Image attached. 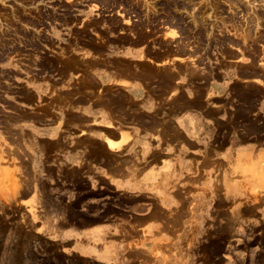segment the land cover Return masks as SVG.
<instances>
[{"label": "crops", "instance_id": "crops-1", "mask_svg": "<svg viewBox=\"0 0 264 264\" xmlns=\"http://www.w3.org/2000/svg\"><path fill=\"white\" fill-rule=\"evenodd\" d=\"M59 33L69 48L56 65L2 63L20 77L0 98V141L10 154L0 172L62 252L100 264H163L156 252L173 247L192 202L209 197L208 173L228 161L251 172L250 191L236 186L234 198L254 203L249 194L264 193V165H255L264 132L231 129L245 110L264 114V95L248 93L264 87L252 60L197 64L200 53L174 36L173 46L129 32L73 47Z\"/></svg>", "mask_w": 264, "mask_h": 264}, {"label": "rangeland", "instance_id": "rangeland-1", "mask_svg": "<svg viewBox=\"0 0 264 264\" xmlns=\"http://www.w3.org/2000/svg\"><path fill=\"white\" fill-rule=\"evenodd\" d=\"M233 1L0 0V98L12 93L16 76L20 77L18 71L2 67L6 58L14 65L21 63L24 68L31 64L52 67L63 61L60 57L69 48L62 47L55 38L63 30L69 33L73 47L94 39L106 42L109 36L118 39L129 32L149 37L159 46H173L169 38L180 37L179 46L194 48L200 53L196 56L197 64L232 62L243 52L245 55L241 54V58L252 60L254 66L258 64L259 71L264 73V0H251V4L248 0ZM248 34L252 37L249 35L248 38ZM258 82L264 83L261 78ZM250 92L262 98L264 87H253ZM241 115L244 118L235 120L233 131L243 126L247 132H264V114L251 118L249 110H245ZM260 138H264V134ZM2 143L0 141V163L7 162L10 157ZM242 164L245 165V161L239 166L228 161L226 166L210 170L204 186L209 197L192 202L189 219L175 216L176 221L177 218L182 222L186 219L188 229L183 226L184 229L177 230L178 238L172 248L164 253L161 250L156 252V256L163 257V264H264V193L259 189L256 194H249L251 200L257 198L254 203L243 197L234 198L236 190H243L246 194L250 191V183L245 182L251 177L249 163L245 168H241ZM262 164L264 157H260L255 165L258 168ZM241 175L244 181L236 185L235 180ZM0 177L4 179L1 181L0 178V264H100L75 253L62 252L59 243L43 235L37 211L17 203L19 200L12 195L18 189L13 191L12 182L1 172ZM15 186H20L18 180ZM200 207L201 210L204 207V216L198 214ZM181 226L178 224L179 228Z\"/></svg>", "mask_w": 264, "mask_h": 264}, {"label": "bare ground", "instance_id": "bare-ground-1", "mask_svg": "<svg viewBox=\"0 0 264 264\" xmlns=\"http://www.w3.org/2000/svg\"><path fill=\"white\" fill-rule=\"evenodd\" d=\"M105 1H106V0H105ZM188 1H189V0H188ZM193 1H194V0H193ZM204 1H205V0H204ZM229 1H230V0H229ZM231 1H232V0H231ZM234 1H235V0H234ZM234 1H233V2H234ZM236 1H237V0H236ZM186 2H187V1H186ZM207 2H208V1H207ZM214 2L217 3L216 0H214ZM220 2H221V1H220ZM226 2H227V1H226ZM188 3H189V2H188ZM234 3H235V2H234ZM248 3L251 4V0H248ZM124 4H125V3H124ZM174 4H175V3H174ZM181 4H182V3H181ZM192 4H193V3H192ZM196 4H197V2H196ZM211 4L215 5L214 3H212V1H211ZM223 4H224V3H223ZM230 4H232V3H230ZM114 5H115V4H114ZM119 5H120V4H119ZM145 5H146V4H145ZM226 5H227V4H226ZM137 6H138V5H137ZM150 6H151V5H150ZM161 6H162V5H161ZM198 6H199V5H198ZM232 6H234V4H233ZM238 6H239V5H238ZM169 7H170V6H169ZM216 7H217V6H216ZM127 8H129V7H127ZM161 8H162V7H161ZM180 8H181V7H180ZM203 8H204V7H203ZM238 8H239V7H237V9H238ZM149 9H150V8H149ZM162 9H163V8H162ZM169 9H170V8H169ZM173 9H174V8H173ZM175 9H176V8H175ZM181 9H183V8H181ZM187 9H188V8H187ZM213 9H214V8H213ZM235 9H236V8H235ZM146 10H148V9H146ZM152 10H153V9H152ZM188 10H189V9H188ZM192 10H193V9H192ZM205 10H206V8H205ZM131 11H132V10H131ZM159 11H160V10H159ZM196 11H197V10H196ZM207 11H208V10H207ZM221 11H222V9H221ZM155 12H156V11H155ZM163 12H164V11H163ZM179 12H180V11H179ZM203 12H204V11H203ZM203 12H202V13H203ZM230 12H231V11H230ZM242 12H243V11H242ZM23 13H24V12H23ZM145 13H146V11H145ZM148 13H149V12H148ZM185 13H186V12H185ZM198 13H199V12H198ZM213 13H214V12H213ZM234 13H235V12H234ZM180 14H181V13H180ZM186 14H187V13H186ZM194 14H195V13H194ZM200 14H201V13H200ZM218 14H220V13H218ZM175 15H176V14H175ZM197 15H198V14H197ZM212 15H213V14H212ZM225 15H226V14H225ZM232 15H233V14H232ZM236 15H237V14H236ZM256 15H257V14H256ZM217 16H218V15H217ZM223 16H224V15H223ZM226 16H227V15H226ZM193 17H194V15H193ZM198 17H199V15H198ZM218 17H219V16H218ZM230 17L232 18V16H230ZM248 17H249V16H248ZM256 17H257V16H256ZM260 17H261V16H260ZM260 17H259V18H260ZM139 18H140V17H139ZM210 18H211V17H210ZM231 18H229V19H231ZM253 18H254V17H253ZM160 19H163V18L161 17ZM198 19H199V18H198ZM198 19H197V20H198ZM204 19H207V18H204ZM219 19H220V18H219ZM222 19H224V18H222ZM254 19H255V18H254ZM254 19H253V20H254ZM4 20H5V19H4ZM102 20H103V19H102ZM186 20H187V19H186ZM200 20H201V19H200ZM246 20H247V19H246ZM251 20H252V19H251ZM67 21H68V20H67ZM138 21H139V20H138ZM189 21H190V20H189ZM198 21H199V20H198ZM201 21H202V20H201ZM203 21H205V20H203ZM217 21H218V20H217ZM224 21H225V20H224ZM230 21H231V20H230ZM254 21H255V20H254ZM141 22H142V21H141ZM144 22H145V20H144ZM149 22H150V21H149ZM225 22H226V21H225ZM146 23H148V22H146ZM146 23H145L144 25H146ZM208 23H209V22H208ZM213 23H214V20H213ZM213 23H212V24H213ZM216 23H217V22H216ZM232 23H233V22H232ZM234 23H235V22H234ZM238 23H239V22H238ZM242 23H243V22H242ZM91 24H92V23H91ZM114 24H115V23H114ZM117 24H118V21H117ZM121 24H122V23H121ZM138 24H139V23H138ZM183 24H184V23H183ZM191 24H192V23H191ZM235 24H237V23H235ZM207 25H209V24H207ZM207 25H206V26H207ZM229 25H231V23H230ZM244 25H245V24H244ZM248 25H249V24H248ZM248 25H247V26H248ZM118 26H119V24H118ZM138 26H139V25H138ZM200 26H201V25H200ZM212 26H214V24H213ZM217 26L220 27L219 22H218ZM217 26H215V27H217ZM231 26H232V25H231ZM123 27H124V26H123ZM139 27H140V26H139ZM143 27H144V26H143ZM148 27H149V26H148ZM174 27H175V26H174ZM218 27H217L216 29H218ZM223 27H224V26H223ZM234 27H235V26H234ZM245 27H246V26H245ZM262 27H263V26H262ZM34 28H35V27H34ZM109 28H110V27H109ZM114 28H115V27H114ZM120 28H121V27H120ZM125 28H126V27H125ZM131 28H133V27H131ZM170 28H171V27H170ZM206 28H207V27H206ZM231 28H232V27H231ZM237 28H238V27H237ZM237 28H236V29H237ZM240 28H241V27H239V29H240ZM91 29H93V28H91ZM193 29H194V28H193ZM193 29H192V30H193ZM199 29H200V28H199ZM236 29H235V30H236ZM244 29H245V28H244ZM247 29H248V28H247ZM253 29H254V28H253ZM93 30H94V29H93ZM126 30H127V29H126ZM131 30H132V29H131ZM146 30H148V29L146 28ZM155 30H156V28H155ZM155 30H154V31H155ZM205 30H207V29H205ZM218 30H219V29H218ZM237 30H238V29H237ZM242 30H243V27H242ZM248 30H249V29H248ZM94 31H95V30H94ZM105 31H106V30H105ZM207 31H208V30H207ZM249 31H250V30H249ZM212 32H213V31H212ZM215 32H216V31H215ZM236 32H238V31H236ZM240 32H241V31H240ZM245 32H246V30H245ZM217 33H218V32H217ZM222 33H223V32H222ZM249 33H250V32H249ZM165 34H166V33H165ZM183 34H184V33H183ZM207 34H209V33H207ZM218 34H219V33H218ZM228 34H229V33H228ZM240 34H241V33H240ZM240 34H239V35H240ZM245 34H246V33H245ZM20 35H21V34H20ZM174 35H175V34H174ZM191 35H192V34H191ZM194 35H196V34H194ZM198 35H199V34H198ZM205 35H206V34H205ZM236 35H237V34H236ZM239 35H238V36H239ZM241 35H242V34H241ZM249 35L251 36V34H248V38L250 37ZM161 36H162V35H161ZM168 36H169V35H168ZM168 36H167V37H168ZM238 36H237V37H238ZM193 37H194V36H193ZM193 37H192V38H193ZM211 37H213V36H211ZM251 37H252V36H251ZM177 38H178V37H177ZM179 38H180V37H179ZM246 38H247V37H246ZM100 39H101V38H100ZM194 39H195V38H194ZM186 40H187V39H186ZM186 40H185V41H186ZM192 40H193V39H192ZM199 40H200V39H199ZM218 40H219V39H218ZM221 40H222V39H221ZM232 40H233V39H232ZM241 40H242V39H241ZM246 40H247V39H246ZM196 41H197V40H196ZM251 41H252V40H251ZM253 41H254V40H253ZM256 41H257V40H256ZM206 42H207V39H206ZM237 42H238V41H237ZM246 42H247V41H246ZM2 43H3V42H2ZM183 43H184V42H183ZM187 43H188V42H187ZM228 43H229V41H228ZM150 44H151V43H150ZM184 44H185V43H184ZM189 44H190V42H189ZM218 44H219V43H218ZM238 44H239V43H238ZM247 44H248V42H247ZM8 45H9V44H8ZM195 45H196V44H195ZM228 45H229V44H228ZM228 45H227V46H228ZM240 45H241V44H240ZM240 45H239V46H240ZM183 46H184V45H183ZM185 46H186V45H185ZM192 46H193V45H192ZM212 46H213V45H212ZM235 46H236V45H235ZM204 47H205V46H204ZM244 47H245V46H244ZM248 47H249V46H248ZM166 48H167V47H166ZM174 48H175V47H174ZM209 48H210V47H209ZM229 48H230V47H229ZM239 48H240V47H239ZM251 49H252V47H251ZM193 50H195V49H193ZM201 50H202V49H201ZM214 50H215V49H214ZM218 50H219V49H218ZM232 50H233V49H232ZM236 50H237V49H236ZM242 50H243V49H242ZM216 51H217V50H216ZM245 51H246V50H245ZM0 52H1V51H0ZM249 52H251V51H249ZM254 53H255V52H254ZM5 54H6V53H5ZM169 54H170V53H169ZM241 54H244V53L241 52ZM256 54H257V53H256ZM175 55H176V54H175ZM175 55H174V56H175ZM207 55H208V54H207ZM213 55H214V54H213ZM244 55H245V54H244ZM177 56H178V55H177ZM190 56H191V55H190ZM206 57H207V56H206ZM225 57H226V56H225ZM188 58H189V57H188ZM190 58H193V55H192V57H190ZM196 58H197V57H196ZM193 59H194V58H193ZM197 59H198V58H197ZM226 59H227V58H226ZM199 60H200V58H199ZM191 61H192V60H191ZM186 62H188V61H186ZM186 62H185V63H186ZM249 62H251V60H250ZM195 65H196V63H195ZM239 65H240V64H239ZM251 65H252V64H251ZM257 65H258V64H257ZM245 69H246V68H245ZM196 70H197V69H196ZM263 70H264V69H263ZM200 71H201V70H200ZM205 71H206V70H205ZM261 71H262V70H261ZM196 72H197V71H196ZM211 72H212V71H211ZM237 76H238V75H237ZM246 79H247V78H246ZM257 93H258V90H257ZM261 93H262V92H261ZM222 215H223V214H222ZM220 216H221V215H220ZM222 217H223V216H222ZM227 224H228V222H227Z\"/></svg>", "mask_w": 264, "mask_h": 264}]
</instances>
